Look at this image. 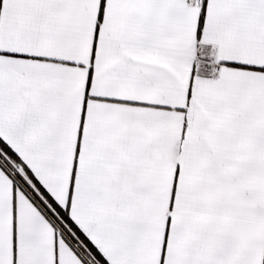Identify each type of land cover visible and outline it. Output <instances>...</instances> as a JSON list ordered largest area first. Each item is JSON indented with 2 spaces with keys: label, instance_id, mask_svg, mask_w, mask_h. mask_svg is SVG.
<instances>
[{
  "label": "snow or ice",
  "instance_id": "obj_1",
  "mask_svg": "<svg viewBox=\"0 0 264 264\" xmlns=\"http://www.w3.org/2000/svg\"><path fill=\"white\" fill-rule=\"evenodd\" d=\"M0 264H264V0H0Z\"/></svg>",
  "mask_w": 264,
  "mask_h": 264
}]
</instances>
